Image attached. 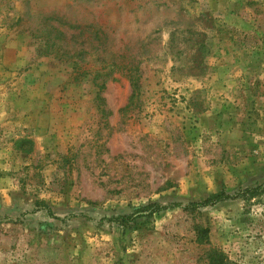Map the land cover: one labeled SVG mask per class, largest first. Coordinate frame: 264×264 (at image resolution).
Here are the masks:
<instances>
[{
	"label": "rangeland",
	"instance_id": "rangeland-1",
	"mask_svg": "<svg viewBox=\"0 0 264 264\" xmlns=\"http://www.w3.org/2000/svg\"><path fill=\"white\" fill-rule=\"evenodd\" d=\"M216 257L264 264V0H0V264Z\"/></svg>",
	"mask_w": 264,
	"mask_h": 264
},
{
	"label": "trees",
	"instance_id": "trees-1",
	"mask_svg": "<svg viewBox=\"0 0 264 264\" xmlns=\"http://www.w3.org/2000/svg\"><path fill=\"white\" fill-rule=\"evenodd\" d=\"M223 197H229L228 195H226V194H219V195H217L216 197H215V199L216 200H220V199H222ZM213 199H210V198H208V199H206V200H204L203 202H193L191 205L192 206H194V207H200V206H205V205H208V204H210V201H212ZM144 208H145V210H143V211H148V212H146V215H152V214H154L155 212H158V211H160V210H162V209H165V208H167V206H165V205H161V204H158V203H150V204H148V205H146V206H144ZM144 213V212H143ZM143 215V214H142ZM209 228H205V229H203L202 230V232H200V236L201 237H204V238H208L209 237ZM199 240L200 241H204L203 240V238H199ZM207 242H209V240H207ZM211 264H225V263H222L221 262V258L220 257H216L213 261H212V263Z\"/></svg>",
	"mask_w": 264,
	"mask_h": 264
}]
</instances>
